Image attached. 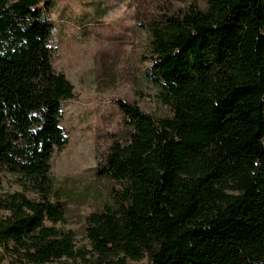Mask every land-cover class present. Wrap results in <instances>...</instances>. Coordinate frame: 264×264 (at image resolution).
<instances>
[{
	"label": "trees",
	"instance_id": "16d2710c",
	"mask_svg": "<svg viewBox=\"0 0 264 264\" xmlns=\"http://www.w3.org/2000/svg\"><path fill=\"white\" fill-rule=\"evenodd\" d=\"M202 4L152 23L150 72L171 115L118 102L121 137L95 168L110 187L85 218L87 253L57 226L68 199L52 159L68 142L60 106L73 87L53 68L51 23L33 10L50 1L0 0V172L23 191L0 199V258L264 264V0Z\"/></svg>",
	"mask_w": 264,
	"mask_h": 264
},
{
	"label": "rangeland",
	"instance_id": "374dc122",
	"mask_svg": "<svg viewBox=\"0 0 264 264\" xmlns=\"http://www.w3.org/2000/svg\"><path fill=\"white\" fill-rule=\"evenodd\" d=\"M49 1L47 10L42 5L33 10L51 23L53 68L73 87L72 98L60 106V127L68 142L52 159L51 178L68 199L66 221L57 226L73 231L75 247L90 253L85 218L108 200L109 182L98 180L95 168L112 137H121L118 102L155 119L171 115L161 102V84L150 72L152 23L191 4L202 6L203 0ZM14 192H23L16 177L0 172V199ZM5 214L0 211V218ZM81 263L63 258L49 264ZM0 264L21 263L7 254Z\"/></svg>",
	"mask_w": 264,
	"mask_h": 264
}]
</instances>
